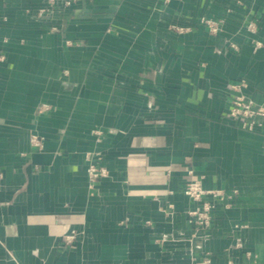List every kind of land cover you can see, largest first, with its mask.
<instances>
[{
    "label": "crops",
    "instance_id": "obj_1",
    "mask_svg": "<svg viewBox=\"0 0 264 264\" xmlns=\"http://www.w3.org/2000/svg\"><path fill=\"white\" fill-rule=\"evenodd\" d=\"M47 4L0 0V264H264V120L228 115L264 103V0Z\"/></svg>",
    "mask_w": 264,
    "mask_h": 264
},
{
    "label": "built area",
    "instance_id": "obj_2",
    "mask_svg": "<svg viewBox=\"0 0 264 264\" xmlns=\"http://www.w3.org/2000/svg\"><path fill=\"white\" fill-rule=\"evenodd\" d=\"M59 0H47V6L40 9V14L48 10H53ZM66 6H71L74 0H63ZM206 23L210 24L212 30H216V26L211 20L205 19ZM253 29L254 24L249 25ZM181 31L183 28L176 27ZM247 87L246 81H239L232 85L236 94L232 99L231 107L228 115L236 120L243 128L254 130L263 125L264 120V103H255L251 98L245 95L244 89ZM31 142L34 146L40 145V138L37 134L31 136ZM86 171L88 174V183L90 188H94L96 183L103 177L107 176V169L104 166L98 165L92 157L87 158ZM237 192V191H235ZM184 193L192 200L193 206L188 209V221L191 225L197 228H209L212 225V211L215 207V201L223 200L225 192L220 188L206 189L201 180L191 179L186 182ZM77 234L71 232L65 236V240L73 242ZM237 248H244V241L241 237L237 238L235 243ZM248 257H251V252H246ZM193 264H213L210 257L195 259Z\"/></svg>",
    "mask_w": 264,
    "mask_h": 264
}]
</instances>
